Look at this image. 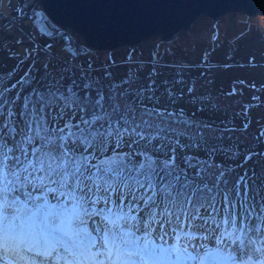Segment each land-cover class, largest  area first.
<instances>
[{"label":"snow or ice","instance_id":"6c2138e0","mask_svg":"<svg viewBox=\"0 0 264 264\" xmlns=\"http://www.w3.org/2000/svg\"><path fill=\"white\" fill-rule=\"evenodd\" d=\"M81 79L0 96V264H264V170L178 156L192 120Z\"/></svg>","mask_w":264,"mask_h":264},{"label":"rangeland","instance_id":"374dc122","mask_svg":"<svg viewBox=\"0 0 264 264\" xmlns=\"http://www.w3.org/2000/svg\"><path fill=\"white\" fill-rule=\"evenodd\" d=\"M24 6L18 0H0V52L25 55V61L42 65L39 70L49 63L59 67L68 60L80 63V68H93L89 56L92 62L112 59L114 64L128 63L134 71L153 70V85L136 98L137 103L173 113L172 120L193 121L189 131L195 133L192 140L199 147L177 148L178 156L207 159L232 179L254 168L242 154L260 151L263 141L257 135L264 137V25L260 15L227 10L214 19L203 14L168 40L152 35L135 46L89 50L76 46L61 29L40 32L36 28L38 5L32 4L31 14L22 18ZM168 60L183 67L187 82L170 78ZM15 85L18 89L19 81ZM172 126L177 132L184 130L183 123ZM189 142V137H181L182 144ZM206 243L214 247V241Z\"/></svg>","mask_w":264,"mask_h":264},{"label":"water","instance_id":"95a60500","mask_svg":"<svg viewBox=\"0 0 264 264\" xmlns=\"http://www.w3.org/2000/svg\"><path fill=\"white\" fill-rule=\"evenodd\" d=\"M23 1L22 18L38 5L40 32L61 28L89 50L135 46L152 35L168 40L199 15L218 19L227 10L260 15L264 25V0H18L19 5Z\"/></svg>","mask_w":264,"mask_h":264},{"label":"trees","instance_id":"16d2710c","mask_svg":"<svg viewBox=\"0 0 264 264\" xmlns=\"http://www.w3.org/2000/svg\"><path fill=\"white\" fill-rule=\"evenodd\" d=\"M25 57V55L13 56L11 54H3L0 52V59H3L0 60V96L7 100L14 99L17 93H21L22 98L29 81L35 79L36 82H40L46 77L50 78L51 75L59 76L63 74L69 78L74 76L79 83H83L81 77H90L93 82L103 85L105 91H107L108 86L112 85L116 87L117 91H126L130 94H133V99L138 98V96L141 95L143 91L148 90L147 86L153 85V70L145 71V73L143 72V69H140L139 72L134 71L133 68L131 69L129 64L124 61H119V63L114 64L112 59H108L99 63L97 61L92 62L93 58L89 56L86 58L88 59L89 63H92L90 64L91 66L89 65V67H92L93 65V68H80V63L76 64L75 62L68 60L63 62L59 67L55 65V63H49L47 65L48 67L46 71L44 66L42 70H39V67L42 65L38 66L34 61H25ZM83 57H85V55ZM168 62L172 65L177 64L169 60ZM172 65H168V73L170 78H173V80L175 78L181 80L182 82H187L185 81L187 78H183L182 76V74L186 75V72L182 73L181 68L183 67ZM115 67H119V69L116 70ZM118 71L120 72V76L117 77L115 72ZM26 73L28 74L27 78L25 79L24 83H20L21 78L25 77ZM174 76L178 77L176 78ZM16 81H19L20 83L18 89L12 88V85L15 84ZM154 83L157 84L156 82ZM32 86L34 87L35 85L33 84ZM226 132L227 131H224V135H226ZM258 135V141H263L261 143L262 149L260 151H248V153L245 155L242 154L249 164H253L257 174L264 170V137H262V139L259 133ZM248 157L251 158L248 159ZM240 173L241 171L239 174Z\"/></svg>","mask_w":264,"mask_h":264},{"label":"bare ground","instance_id":"6f19581e","mask_svg":"<svg viewBox=\"0 0 264 264\" xmlns=\"http://www.w3.org/2000/svg\"><path fill=\"white\" fill-rule=\"evenodd\" d=\"M68 38H72V35H69L68 36ZM74 38V39H73ZM72 39H73V42H75L76 43V41H77V38L75 39V37H73Z\"/></svg>","mask_w":264,"mask_h":264},{"label":"flooded vegetation","instance_id":"af4514ba","mask_svg":"<svg viewBox=\"0 0 264 264\" xmlns=\"http://www.w3.org/2000/svg\"><path fill=\"white\" fill-rule=\"evenodd\" d=\"M22 5H24V2L22 3ZM39 16V15H38ZM51 31H52V29H51Z\"/></svg>","mask_w":264,"mask_h":264},{"label":"built area","instance_id":"2783aa9c","mask_svg":"<svg viewBox=\"0 0 264 264\" xmlns=\"http://www.w3.org/2000/svg\"><path fill=\"white\" fill-rule=\"evenodd\" d=\"M57 29H61V28H57ZM61 30H63V29H61Z\"/></svg>","mask_w":264,"mask_h":264}]
</instances>
